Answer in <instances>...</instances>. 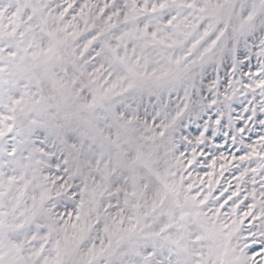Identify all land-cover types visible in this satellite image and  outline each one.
Segmentation results:
<instances>
[{
  "label": "snow or ice",
  "instance_id": "snow-or-ice-1",
  "mask_svg": "<svg viewBox=\"0 0 264 264\" xmlns=\"http://www.w3.org/2000/svg\"><path fill=\"white\" fill-rule=\"evenodd\" d=\"M0 264H264V0H0Z\"/></svg>",
  "mask_w": 264,
  "mask_h": 264
}]
</instances>
